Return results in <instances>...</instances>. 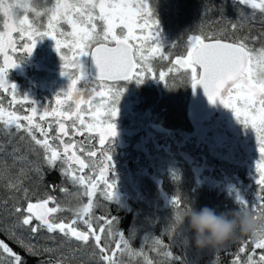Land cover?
Instances as JSON below:
<instances>
[{"label": "snow or ice", "instance_id": "snow-or-ice-1", "mask_svg": "<svg viewBox=\"0 0 264 264\" xmlns=\"http://www.w3.org/2000/svg\"><path fill=\"white\" fill-rule=\"evenodd\" d=\"M233 2L248 6L253 16H264V0ZM30 10L35 11L27 0L7 4L0 0V13L4 18L3 30H0V55L3 56L0 90L11 91L15 99L16 87L6 80L7 70L17 65L14 57L21 54V44L22 52L31 54L36 38L44 36L52 38L57 53H62L60 59L65 63L61 65V74L68 77L69 83L66 89L55 94L56 107L49 106L42 113L39 108H33L30 115L20 116L15 111L5 115V110L0 108V122L9 130L7 146L11 147V151L5 153L2 150L4 145H0V156L5 157L0 160V179L6 181V187L14 192L18 202L21 192L25 194L24 198L31 200L24 184L31 180L32 174L40 178L41 167L47 165L60 170L62 177L78 189L73 193L78 200L87 199L75 209L49 206L55 203L51 195L28 202L26 208L13 205L8 213L9 222L0 223V233L6 234L31 255L54 251L33 242L42 232L53 234L46 237L49 240L60 233L62 246L57 250L61 256L56 264H72V254L82 248L91 250L93 257L98 256L97 264H123L124 253L142 254L136 252L132 243L138 233L145 230V225L151 227L157 221L154 215H145L141 221L140 213L136 212L133 226L124 233L118 227L117 216H95L94 209L98 208L97 199L103 200L109 208L114 205L117 211L121 208L133 211L126 203L129 199L144 201L149 208L153 207V201L147 200L141 192L136 177L130 172L121 173L115 159L117 148L123 147L122 140L129 134L140 138L138 143L142 142L143 149L151 142L149 132L157 128L150 112L141 114L142 123L147 122L144 127L133 125L125 129L118 126L120 99L124 91L121 82L135 80L139 85L146 79L162 82L169 91L190 84L195 93L196 87L200 86L212 109L194 121L193 131L183 134L177 143L178 148L192 144L216 160L232 163L249 131L254 133L259 158L254 165V184L258 191L254 192L252 200L241 194L238 181L225 170L221 169L220 177L211 175L214 170L207 165V156L203 157L204 164H197L193 169L196 177L192 192L201 184L226 189L235 208L252 214L259 208L261 216H254L264 218V48L257 53L255 48L249 47V43L259 37L250 34L237 36L240 26L232 23L231 33L221 31L188 36L187 54L172 59L159 38V22L149 0H55V4L43 13L48 17L47 29L43 32L40 31L42 25H37L26 14ZM21 11L25 13L22 18ZM36 15L39 17L41 13ZM243 15L241 13V17ZM62 25L71 30L64 32ZM14 34L21 39L17 41ZM68 51L73 53L71 59ZM82 57H90L91 71L87 70ZM158 60L166 61L171 67L167 71H158ZM171 75L178 76V80L169 84ZM82 80L87 87L79 86ZM24 98L27 100L28 96L24 95ZM225 111L227 119L224 118ZM16 136L26 142L25 146H13ZM181 155L196 163L188 154ZM166 156L168 164L154 174L163 171L172 180H180L179 164L170 147ZM7 157H11L12 164L7 163ZM143 174L145 169L137 170V175ZM61 191L67 192L68 189ZM163 199L166 209L171 211L169 220L174 234H188L182 217L191 210L193 201L177 195L170 198L165 195ZM4 207L7 208L8 204L5 203ZM156 208L159 209L158 202ZM60 211L72 212L76 218L65 222L55 215ZM137 220H140L138 226ZM79 223L86 230H80ZM166 234V231L162 233ZM249 236L230 264H264V251L254 259L256 250H264V233ZM145 239H148L147 235ZM152 239L156 246L169 247L162 237ZM70 240L75 242V247ZM249 244L252 245V254L242 260ZM66 248L69 254L65 253ZM163 254L172 256L170 251ZM0 257H6V264H23L22 257L2 239ZM174 259L179 261L181 257ZM145 261L153 264L147 256ZM0 264H5V260L0 259Z\"/></svg>", "mask_w": 264, "mask_h": 264}, {"label": "rangeland", "instance_id": "rangeland-1", "mask_svg": "<svg viewBox=\"0 0 264 264\" xmlns=\"http://www.w3.org/2000/svg\"><path fill=\"white\" fill-rule=\"evenodd\" d=\"M44 2H49V5L41 8L40 12L44 13L47 8L52 7L55 4V0H42ZM199 0H149L150 5L154 8V13L156 19L158 20V28H159V38L162 44L165 46L166 53L171 55L172 59H175L177 55H186L187 54V38L190 35H208L209 33L227 31L226 27H221L219 31L218 29H209L207 33L204 34V25L208 23L209 26L216 25L219 26L218 16H216V12L212 14L211 17H208L206 23H204L202 18V14H204L203 8L201 6H196L192 10H187L186 7H191L192 4H198ZM15 0H5V4L13 3ZM27 2L31 5V0H27ZM38 4L39 0H35ZM204 2V0H203ZM228 5V4H226ZM232 5V4H230ZM234 7V6H233ZM31 8L33 6L31 5ZM240 9H244L246 11L245 15H252L251 10L248 6L239 7ZM242 11V10H241ZM37 12L28 11L26 14L29 16L30 20L36 21L37 25H40V20L36 15ZM25 13L23 11L20 12V18L23 17ZM218 14H220L218 12ZM201 15V16H200ZM207 15V13H206ZM221 15V14H220ZM259 15V14H258ZM250 16V17H251ZM256 17L258 19L256 26L262 24V21L259 19H263L264 16H253L251 18H247L248 21L253 22L256 21L253 18ZM44 18V16H43ZM48 20V18H47ZM47 20L44 24L45 31L47 29ZM4 18L2 13H0V30H3ZM255 23V22H253ZM64 32H69L71 29L67 25L61 26ZM260 27H258L259 29ZM262 31L259 35L248 33L246 35H251L253 37H259L255 42H250L249 47L255 48L257 53L264 48V24L262 26ZM228 32V31H227ZM238 32V31H237ZM244 35V36H246ZM14 37L17 41L21 38L18 34H14ZM63 40V37H58ZM40 41L43 39H47L48 43L46 48H42L41 46H37V38L36 43L33 47L31 54L23 53V44L20 45L21 54L19 56H15L14 58L18 61L17 65L13 68L7 70V73L11 75L16 74L18 69L21 72H25L26 69L31 71V78L28 80L25 88L22 89V86H19L16 80L9 78L8 74L6 76V80L14 84L16 87V95L15 98H18V102H23L24 95L29 94L32 99L31 101L24 107L21 106L15 107L9 101V105L4 107L5 115L9 111H15L18 115H30L33 108H39L40 113L44 111L45 108L56 107V95L61 90L67 88L69 79L66 75L61 74V65L65 63L61 61L60 55L55 49V41L48 37L44 36L43 38H39ZM39 41V42H40ZM27 42V41H25ZM72 52L68 51L67 55L69 59H71ZM9 55H13L9 53ZM23 58V56H25ZM28 60L29 64L24 65L21 63L23 59ZM82 62L85 64L87 70L88 67V57H82ZM20 63V64H19ZM3 64V58L0 59V65ZM24 65V66H23ZM156 67L159 71L163 69L167 71L168 67H171L166 61H156ZM34 76V77H33ZM178 80V76L171 75L168 77V83L172 84ZM124 91L121 95L120 99V110H121V118L119 121V127L121 128H130L133 125L137 127H144L146 125V121L142 123L141 114L150 112L152 114L153 122L157 125L155 130L149 132V135L152 137L151 142L147 143L146 146L142 149V142L138 141L140 138L138 136H132L129 134V137L122 140L123 147L117 148L115 153L116 163L119 166V170L121 173L130 172L133 176L136 177L141 192L145 193L144 197L147 200H152L155 195H161L162 203L164 204V195L160 191V183L165 181L164 188L167 191H171L175 193V188L179 187V182L176 183L174 180L170 178L169 175L160 171L159 174L157 170H162L168 164V158L166 156V152L168 148H171V152L176 155L177 162L179 164V175L182 178L184 172L180 166V164L184 163L187 165L189 172L193 175V182L196 177V173L193 171L194 168L197 167V164H204V156H207V165L209 168H212L211 175L220 177L221 169L228 172L230 175L234 176L238 181V186L242 189L241 194L249 193L252 195L254 192L258 191L257 188L253 189L251 187L252 181L255 180V169L254 165L256 160L259 158V154L256 151L255 147V137L254 133L249 131L247 137L242 141V148L238 151L236 159L232 163H224L219 160L214 159L211 156H208L206 151L201 152L200 150L193 147L192 144H188L183 148H178L177 143L181 140L183 133H178V138L173 135L172 132H168L165 130L164 126L161 125L160 121H166L172 127L174 122L184 121V119L191 123L193 131L194 126V117L190 114L189 109V85L180 87L175 91H169L166 89L162 82H158L154 79H146L143 83L137 84L135 80H129L126 82H121ZM81 87H87V84L84 80L80 82ZM11 92V91H10ZM62 98V97H61ZM34 101L35 103H32ZM21 104V103H20ZM21 109L27 113L21 111ZM50 110V109H49ZM212 109L207 113L209 114ZM223 111V110H222ZM224 118H228V113L225 111ZM143 134V133H141ZM190 146V147H188ZM140 153L142 155H140ZM181 153H186L190 157H192L196 163H191L184 159ZM145 169V174L137 175L138 169ZM240 170H242L244 177L250 178L249 181H243L240 178ZM181 185V184H180ZM123 187V185H122ZM67 188L68 191L64 192L61 189ZM246 188V191L244 189ZM157 189V193L155 192ZM131 190V189H129ZM220 190V189H218ZM78 189L73 187L70 182L65 180V184L62 188L54 191L57 193L56 201L52 206L59 207L60 209H75L79 207L82 203L86 202L87 198H83L81 200L77 199V202L74 205L66 207V203L60 200V195L64 194V196L73 195V193L77 192ZM82 191V190H80ZM226 193V189L224 190ZM170 192V193H171ZM67 211L58 212L57 216L68 215ZM59 222V221H58ZM65 222H67L65 220ZM80 230H86L85 228H79ZM53 236V234H52ZM43 242H46V237L43 238ZM56 243V250L62 246L61 243V234L56 233L54 238L52 239V248ZM75 247V244L74 246ZM84 250H87V253L91 254V250L82 248L77 251V254H80ZM58 254H61L58 251ZM68 252V249H65V253Z\"/></svg>", "mask_w": 264, "mask_h": 264}, {"label": "trees", "instance_id": "trees-1", "mask_svg": "<svg viewBox=\"0 0 264 264\" xmlns=\"http://www.w3.org/2000/svg\"><path fill=\"white\" fill-rule=\"evenodd\" d=\"M188 1V0H186ZM228 4V5H226ZM232 4V5H230ZM201 6L204 11V14L201 13L204 23L208 17H211L213 13L216 11V16L219 15V26L211 25L210 23L205 24L204 34L207 33L209 29H221V27H226L229 33H231V24L236 23L240 26V30L236 32L237 36H244L248 33L259 35L262 31V26L264 24V18L259 19L262 21V24L256 26L258 18L254 17L253 19L256 21L250 22L247 18H251L253 16H249L248 14L245 15L246 11L242 8L244 5H239L233 2V0H199L198 4H192L191 7H186V9L193 10L194 7ZM234 6V7H233ZM36 11L40 12L41 9L35 8ZM242 10V11H241ZM218 12L221 14H218ZM207 13V15H206ZM241 13H244L243 17H241ZM200 15V16H201ZM260 16V15H255ZM258 27H260L258 29ZM214 33V32H213ZM211 33V34H213ZM215 33H220L216 32ZM210 33L208 35H211ZM23 56V58H25ZM22 64L27 65L29 64L28 60L23 59L21 61ZM20 64V63H19ZM31 71H28L29 77L24 76H15L12 75L11 77L16 80L19 86H22V89L25 88L27 85L28 80L31 78ZM34 77V76H33ZM10 96L12 94L8 92H3L0 90V106L6 107L9 105ZM16 100L18 98H15ZM15 105L19 104L20 102L14 101ZM21 106V104L19 105ZM22 108V107H21ZM22 112H24L21 109ZM24 113H27L26 111ZM161 125L164 126L165 130L168 132H172L175 137L178 136V133H189L192 129L191 123L186 121H179L174 122L173 127L167 123L166 121H160ZM26 123V122H24ZM46 126V125H45ZM23 135V134H22ZM8 138H9V130L6 129L2 122H0V145H4L3 152L7 153L11 151V147H8ZM178 138V137H177ZM16 143L13 145L15 147H23L25 146L24 141L20 140L19 136L14 137ZM190 147V146H188ZM140 155H142L140 153ZM5 157L0 156V160L4 159ZM34 158V157H32ZM7 163L12 164L11 157H7ZM184 175L180 180H175L176 183L179 182V187L175 188V193L171 191H167L164 188V182L160 183V191L163 195H167L169 198L173 195L183 196L185 200L191 199L196 206L208 205L210 207H214L218 211H226L227 209L235 208V204L233 198L230 197L224 190H218L214 187H209L207 184H201L199 187L196 188L194 192L192 189L195 187L193 182V175L189 172L188 167L186 164H180ZM19 169V165H17V170ZM240 178L243 181H249L250 178H245L242 170H240ZM65 184V179L62 177L60 170H53L47 165H43L41 167L40 178H37L35 174H32L31 180L25 182L24 187L28 189V196L31 197V200L24 198L25 194L23 192L20 193V201L18 202V198L15 196L14 192L6 187V181L4 179H0V223L7 224L8 221V213L9 209L15 206H23L26 208L28 202H36L38 198H47L48 195H51L55 198L57 193V189L62 188ZM181 184V185H180ZM55 185L56 187L53 188L52 186ZM251 187L253 189L256 188L254 181L251 183ZM157 189L155 192L157 193ZM171 192V193H170ZM145 195V193H144ZM243 195L246 196L247 199L252 200V195L249 193H244ZM60 200L66 203V207L74 205L77 202V197L75 195L64 196V194L60 195ZM153 201V207L149 208L148 205L144 201H139L135 199H129L126 201L129 208L133 211H128L124 208H121L117 211L116 207L112 205L109 208V205L105 203L101 199H97L98 208L94 209V215H105V216H117L118 217V227L124 233H127L128 230L134 224V217L136 212L140 213V220L143 221L145 215H154L157 218V221L152 224L151 227L145 225V230L138 233L137 238L133 241L132 247L136 250L137 253H142L138 255H129L128 253H124L122 256L123 264H146L145 256L148 259L153 261V264H230L233 260V256L237 254L239 247L243 244L244 240L250 239L249 235H240L237 234L236 236L232 237L228 244H222L217 247H206V248H196L194 247L191 242L188 234L185 235H175L172 229L171 221L169 220V216L171 215V211L166 209L165 203H162L161 195H155V197L151 200ZM159 203V209L157 210L156 204ZM7 203L8 207L5 208L4 204ZM54 204V203H53ZM52 206V204H50ZM68 212V211H67ZM68 215L59 216L62 219L68 221L75 219V215L72 212H68ZM257 217L261 216V209L257 208L254 213ZM140 220L135 221L137 226L140 223ZM260 221H264V218L258 219ZM78 228H85L82 223H79ZM167 232L168 234L162 235V233ZM148 236V239H145V236ZM52 236V234L47 233L46 231L42 232L40 236L34 240L33 242H38L41 247H48L53 249V252L44 253L41 251L37 255H31L26 252L23 248H21L17 243L13 240L9 239L8 236L4 233H0V239L4 240L8 243L9 247L13 249L14 252L19 254L22 257L23 264H56V261L59 259L61 254H58L56 250V243L52 248V239L49 240L46 238V242H43L44 237ZM153 237H162L164 244L169 245L168 248H161L156 246L153 243ZM74 246V241H69ZM248 252L246 255H242L241 259L246 260L248 254H252V245L249 244ZM155 249V250H154ZM170 251L172 253L171 257H165L164 252ZM261 251L264 250H256V254L254 259H258L259 254ZM69 254V251L66 252ZM72 259V264H97L98 256L93 257L92 253H87V250H84L80 254L75 252ZM119 256L120 254L117 253ZM179 256L181 259L179 261L175 260L174 257ZM83 257V259H81ZM0 259L5 260L6 264V257H0Z\"/></svg>", "mask_w": 264, "mask_h": 264}, {"label": "clouds", "instance_id": "clouds-1", "mask_svg": "<svg viewBox=\"0 0 264 264\" xmlns=\"http://www.w3.org/2000/svg\"><path fill=\"white\" fill-rule=\"evenodd\" d=\"M182 221L191 244L196 248L220 246L237 234L264 233V221L239 208L218 211L208 205L193 204L191 210L184 213Z\"/></svg>", "mask_w": 264, "mask_h": 264}, {"label": "water", "instance_id": "water-1", "mask_svg": "<svg viewBox=\"0 0 264 264\" xmlns=\"http://www.w3.org/2000/svg\"><path fill=\"white\" fill-rule=\"evenodd\" d=\"M89 71H91V59L89 57ZM189 109L194 119H198L199 116L207 114L211 107L208 105L207 99L203 94V90L200 86L196 87L195 93L190 86L189 94Z\"/></svg>", "mask_w": 264, "mask_h": 264}, {"label": "flooded vegetation", "instance_id": "flooded-vegetation-1", "mask_svg": "<svg viewBox=\"0 0 264 264\" xmlns=\"http://www.w3.org/2000/svg\"><path fill=\"white\" fill-rule=\"evenodd\" d=\"M31 5L33 6V8L41 9V8L45 7L46 5H49V2L46 3V2H44L42 0H39V3L37 4L35 2V0H31ZM46 8L49 9L51 7H46ZM38 18H39L41 23H45L48 17L44 16V18H43V15H41ZM47 43H48V40L47 39H43L42 41L37 42V44H38L37 46H41L42 45V48H46ZM22 76L29 77L28 76V69H26V71L24 73H22Z\"/></svg>", "mask_w": 264, "mask_h": 264}, {"label": "bare ground", "instance_id": "bare-ground-1", "mask_svg": "<svg viewBox=\"0 0 264 264\" xmlns=\"http://www.w3.org/2000/svg\"><path fill=\"white\" fill-rule=\"evenodd\" d=\"M28 96V99L25 100V98H23V102L21 101V107L26 106L32 99V97L29 94H26Z\"/></svg>", "mask_w": 264, "mask_h": 264}]
</instances>
